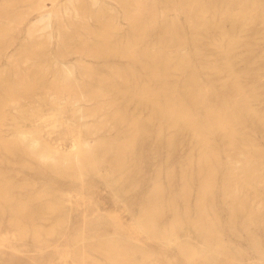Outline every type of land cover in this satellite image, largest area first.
Segmentation results:
<instances>
[{
    "label": "rangeland",
    "instance_id": "rangeland-1",
    "mask_svg": "<svg viewBox=\"0 0 264 264\" xmlns=\"http://www.w3.org/2000/svg\"><path fill=\"white\" fill-rule=\"evenodd\" d=\"M82 4L85 26L66 11L68 0H0V113L9 144L0 141V264H113L112 254L97 250L109 241L128 248L122 264H264V181L254 174L246 185L230 173L249 161L264 165V0ZM39 40L43 47L33 49ZM23 51L32 58L23 61ZM66 66L89 93L79 104L101 106L98 133L81 125L66 91L58 99L45 93ZM19 74L37 87L18 107L4 105L10 89L21 92ZM168 105L204 123L208 149L218 156L209 163L217 186L205 204L227 251L193 227L208 173L206 165L199 173L205 146L165 112ZM210 112L231 120L234 151ZM22 130L71 157L84 142L103 141L86 167L67 169L57 157L34 155ZM228 178L236 192L223 191ZM153 212L156 236L140 223ZM171 227L174 242L162 238Z\"/></svg>",
    "mask_w": 264,
    "mask_h": 264
},
{
    "label": "bare ground",
    "instance_id": "bare-ground-1",
    "mask_svg": "<svg viewBox=\"0 0 264 264\" xmlns=\"http://www.w3.org/2000/svg\"><path fill=\"white\" fill-rule=\"evenodd\" d=\"M91 1H92V4H95L97 2V0H91ZM129 1H134V0H129ZM41 2H43V1H40V3ZM66 11L72 13V18L76 21L75 23H78L81 26L87 25L85 22V20L87 18H85V16H84L85 15L84 14L85 7L82 4V0H68V5H66ZM133 17H134L133 18V26H137V22H136L137 17L136 16H133ZM104 26H106L105 28L107 29L108 27L112 26V22H109L107 24L105 23ZM35 31H36V29L35 30L32 29L29 31L28 34L31 36L34 34ZM102 32H105V31H102ZM0 33H2L1 30H0ZM101 35L102 34H100V36ZM44 43H45L44 40L37 41L35 43V45L33 46V49L43 47ZM107 46H108V44H107ZM107 46H101L100 50L105 51V52L113 51L114 54L118 53V51H119L118 48H109ZM131 49H132V43H131V45L128 46L126 54L131 53ZM221 49H222V47H221ZM223 49H224V47H223ZM21 54H22L21 59L23 61H27L28 59L32 58V53H30L28 51H25V52L23 51ZM227 66L230 68L231 71H233L232 63L227 64ZM155 67H158V63L155 65ZM73 77H74L73 76V68L70 66L64 67V70L62 71L59 79L57 80V84L50 86L48 89H46L45 93L49 94V95H54V98L58 99L59 97H61V91H66L68 93V98L70 99L72 105L75 108V113H76L77 119L82 122L81 125H84L86 128V131L90 134L98 133L99 130L101 129L100 125H102V121L100 119H98L99 115L97 114V112H98L97 110L100 109L101 106L99 108H96V109H91V108L89 109V108L84 107L81 104H79L81 99H83V97L89 95V93L86 92L83 85H81L80 83H75L73 81ZM17 82L20 83L21 92H15L14 90L10 89L7 92L6 98L4 100V103H5L4 105H12L15 108L18 107L17 105H19L21 97L26 96L31 90H33L37 87V85L31 84L30 81L24 80V78L22 76H20V74L18 75V81ZM236 86L238 89H240V90L242 89V86L240 83H237ZM61 103H62L61 101L56 102L57 105H59ZM243 109L247 110V111L251 110V107H250V104H249L247 98L244 99V101H243ZM4 112L5 111H3L2 114L0 113V141L3 142L4 145L7 147V145H9L8 141H6V139L4 138V136L2 134L3 133L2 126L5 124V119L7 117ZM165 112L178 116L186 125L191 127L194 130L198 140L200 142H202L203 146H205V149H204L203 153L201 154L200 162L202 164H200L201 166L199 167L200 168L199 173L200 174L204 173L203 165H206V168L208 169V173H207L205 179L203 180V182H201V184L199 185L201 192L203 191V194H202V196H199V200H198V204H197L198 211L196 213V216L192 218V224H193V227H194L195 231L197 232V234L202 236L203 240L205 242L209 243L212 247H214V249H216L218 251H222V250L227 251L226 245L223 243L222 238L219 236V234H220L219 231L216 229V226H214V223L210 219L209 213L206 212V204H205L206 194L211 193L213 195L214 194L213 191L217 186L216 169L212 168L209 163H210L211 159L218 158V156L215 153V151L208 149L210 144L208 142L207 137L204 136L203 131H202V129L204 127V123H201L197 117L190 115L187 110L180 109L179 107L174 106V105H168L167 110ZM210 114H211V116H210L211 122L210 123L217 126V127H220L222 129L226 130V132L230 135V150L234 151L235 147H234V144L232 142L234 139L233 137L235 134V128L233 127L231 120L226 118L225 115H223L219 112H210ZM85 118H91L93 120V122L87 123V122H85V120L84 121L81 120V119H85ZM20 135H21V137L30 139V142L28 144H25V145L34 147V149L32 150V153L34 155H36L40 158H48V157L56 158L57 157V160L61 161L65 165V168H67L66 167L67 164L71 163L73 165L72 167H75L76 169H80V170L82 169V167H84V166L86 167L87 163L90 160V157L93 155V153L95 151L96 146L99 145L100 143H102V141H103V139H101L100 141L99 140L86 141L83 143L84 148L81 151H79L76 155L71 157L69 155L59 154V152L57 150L49 148L46 145L41 144L39 138L33 133H31V135H29L31 137H28L26 132L22 130V131H20ZM229 157H233V155H230ZM231 160H234V158H231ZM237 162H241V160L240 161L237 160ZM262 163H263V161L259 160V161H249L243 167H241V165H240V167H238V165H233L230 173L232 175H235L236 177L242 179L246 185H252L251 179H252L254 174L257 178L260 179V181H264V165H262ZM67 173H70L69 170L67 171ZM222 185H223V191L224 192H230V193L232 191L236 192L237 186H238L235 182H233L232 178L225 179L223 181ZM9 208H11V207H9ZM159 210H162V208L156 209L157 212ZM156 214H157L156 212H153L151 214H144L140 219L141 225L144 228L148 229L149 231H152V233L154 232V234L157 233V231H156V229H154L155 223L152 222V220L155 219ZM171 235L176 236L175 227H173V228L171 227V229L169 230V235L167 233V234L163 235L162 238L167 240V241L169 240V241L174 242V238H172V237L169 238V236H171ZM155 236H156V234H155ZM155 236H153V237H155ZM167 238H169V239H167ZM181 248L183 251H185V252L187 251L189 254L195 253L194 251H189V249L185 248L184 245H181ZM97 250L100 252L102 251V252L107 253V254H112L111 256H109L110 257L109 259L111 262H113V264H122L121 258H123L124 254H125L122 252L123 251H129L128 248L123 247L122 245L121 246L117 245L111 241H109L103 247L98 248ZM83 254H85V253H83Z\"/></svg>",
    "mask_w": 264,
    "mask_h": 264
}]
</instances>
